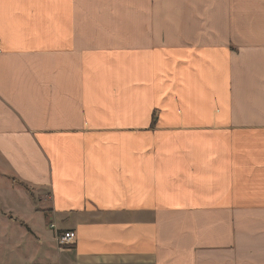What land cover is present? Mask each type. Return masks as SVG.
Masks as SVG:
<instances>
[{"label": "crops", "instance_id": "crops-1", "mask_svg": "<svg viewBox=\"0 0 264 264\" xmlns=\"http://www.w3.org/2000/svg\"><path fill=\"white\" fill-rule=\"evenodd\" d=\"M0 46L5 255L44 195L56 264H264V0H0Z\"/></svg>", "mask_w": 264, "mask_h": 264}, {"label": "rangeland", "instance_id": "rangeland-1", "mask_svg": "<svg viewBox=\"0 0 264 264\" xmlns=\"http://www.w3.org/2000/svg\"><path fill=\"white\" fill-rule=\"evenodd\" d=\"M9 173V169L5 166L4 162L0 160V207L3 210H6V207L4 206H12V204L17 207H22L21 195L13 196L8 191V179L9 177H11V174ZM30 205L31 206L29 207L28 215L26 213H22L23 215H21L23 216V219L26 223H20L21 225H19L17 220H14L13 222L14 234L17 233V236L15 234L14 244L17 245L16 243H21V241H24L22 243L24 245L18 247L15 246V252L13 253L12 259L10 255L11 253L9 255H5L6 249H0V264H26V262H29V264H37V261H41V264H56L55 255H53L54 252H52V254L47 252L50 249L52 251H55L56 249L54 229L50 227V224L54 222L57 227L58 225H60V227H63V224L52 218V214L49 210L51 203L46 200V197H44V195H41V203L39 204L41 208L40 213H37L35 209L33 210L34 204L33 202H31V200ZM0 227L2 230H4V228L8 226H3L1 224ZM28 230L31 232V234H29L28 239H26L28 240V244H26L24 236L25 234L29 233ZM34 232L41 238V246H39V248L37 237L33 235ZM8 238L9 240L7 242L10 241L11 232L8 234ZM2 241L5 242V239H3ZM70 245L71 244L62 246V249Z\"/></svg>", "mask_w": 264, "mask_h": 264}, {"label": "built area", "instance_id": "built-area-1", "mask_svg": "<svg viewBox=\"0 0 264 264\" xmlns=\"http://www.w3.org/2000/svg\"><path fill=\"white\" fill-rule=\"evenodd\" d=\"M1 46H0V52H1ZM51 228L55 229V224L50 225ZM75 232L74 231H66L64 233H57L55 239L57 242V245L61 248L62 246H66L69 244H72L75 241Z\"/></svg>", "mask_w": 264, "mask_h": 264}, {"label": "trees", "instance_id": "trees-1", "mask_svg": "<svg viewBox=\"0 0 264 264\" xmlns=\"http://www.w3.org/2000/svg\"><path fill=\"white\" fill-rule=\"evenodd\" d=\"M153 119H154V120H156V119H157V117H156V116H154V117H153Z\"/></svg>", "mask_w": 264, "mask_h": 264}]
</instances>
